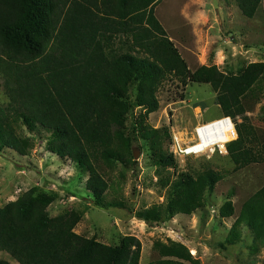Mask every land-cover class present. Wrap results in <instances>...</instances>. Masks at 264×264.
I'll use <instances>...</instances> for the list:
<instances>
[{
	"label": "trees",
	"instance_id": "obj_1",
	"mask_svg": "<svg viewBox=\"0 0 264 264\" xmlns=\"http://www.w3.org/2000/svg\"><path fill=\"white\" fill-rule=\"evenodd\" d=\"M161 1L0 0V80L9 100L0 105V150L27 157L34 142L20 128L43 130L49 134L48 153L88 172L85 186L95 206L116 208L106 202L111 185L101 167L111 171L118 162L135 164L136 137L148 144L155 166L177 168L175 156L164 149L172 141L169 128L149 124L160 108V87L173 78L184 88L193 83L212 87L223 118L235 124L234 129L225 119L228 140L238 136L226 147L235 171L264 164V142L245 106L264 96V63L237 74L217 66L191 71L156 17ZM233 1L244 17L254 19L264 0ZM135 108L142 112L127 133L126 121ZM221 180L211 169L197 177L181 173L169 185L167 203L141 210L136 218L163 224L176 215L191 216L206 206L207 194ZM234 195L221 207V218L235 216ZM55 201V195L32 188L0 208V253L18 264H140L138 238L125 236L111 246L79 235L80 212L51 217L48 208ZM244 230L252 234L256 250L264 246V185L242 205L225 246L241 243ZM154 250L160 259L151 264H200L179 243L156 242Z\"/></svg>",
	"mask_w": 264,
	"mask_h": 264
},
{
	"label": "rangeland",
	"instance_id": "obj_2",
	"mask_svg": "<svg viewBox=\"0 0 264 264\" xmlns=\"http://www.w3.org/2000/svg\"><path fill=\"white\" fill-rule=\"evenodd\" d=\"M155 14L191 71L217 66L226 74H237L250 64L264 63V1L254 19L244 17L233 0H162ZM1 84L0 80V105L6 106L9 100ZM260 85H264V79ZM135 96L136 87H132V101ZM216 96L207 84L193 83L184 88L173 78L163 83L158 93L160 108L149 117V124L154 129L169 128L172 141H167L164 149L175 156L177 168L164 170L155 166L148 144L136 137L132 149L138 150L139 159L135 160L133 155L135 164L118 162L111 171L101 167L111 185L106 202L116 205L109 210L95 206L92 194L86 190L88 172L84 168L46 151L47 132L22 126L21 132L32 138L34 149L27 157L0 150V208L38 188L56 196L48 208L51 217L80 212L82 220L75 229L77 234L111 246L119 245L125 236L138 238L143 248L140 264L160 259L154 250L156 242L182 244L200 264H264V246L258 245L256 250L248 230L243 231L241 243L225 246L242 205L264 185V164L235 171L226 149L229 143L225 149L216 147L214 153L190 156L181 154L178 148V144L182 149L195 145L199 127L223 119ZM245 106L250 123L264 142V96L247 101ZM141 112L135 108L129 115L127 133L132 131ZM242 122L238 119V123ZM203 132L202 145L189 147L188 154L214 143L230 142L225 120L208 125ZM210 169L222 175V180L207 194L206 206L193 215H176L163 224L136 218L141 210L167 203L169 185L179 174L197 177ZM232 192L235 216L223 219L220 209ZM1 260L18 264L7 253H0Z\"/></svg>",
	"mask_w": 264,
	"mask_h": 264
},
{
	"label": "bare ground",
	"instance_id": "obj_3",
	"mask_svg": "<svg viewBox=\"0 0 264 264\" xmlns=\"http://www.w3.org/2000/svg\"><path fill=\"white\" fill-rule=\"evenodd\" d=\"M225 119H227V120H229V121H231V123L233 124V122H232V120L230 119V118H223V119H220V120H217V121H214V122H211V123H208V124H204V125H202L201 127H199L198 129H197V131H196V138H197V140H198V142L195 144V145H192V146H189L190 148H196L198 145H202V139L204 138V129L206 130V127H208V125H213V124H215L216 122H221V121H223V120H225ZM234 126V125H233ZM202 128V129H201ZM234 129H235V127H234ZM230 142H232V141H230ZM230 142H227V143H224V144H221V143H214V144H211V146H208L207 148H202V149H197L196 151H194V152H192V153H194V154H210V153H214V151H215V147H219V148H221V149H225V146L228 144V143H230ZM204 145H206V144H204ZM188 147V148H189ZM187 148V149H188ZM192 153H190V154H192Z\"/></svg>",
	"mask_w": 264,
	"mask_h": 264
},
{
	"label": "built area",
	"instance_id": "obj_4",
	"mask_svg": "<svg viewBox=\"0 0 264 264\" xmlns=\"http://www.w3.org/2000/svg\"><path fill=\"white\" fill-rule=\"evenodd\" d=\"M189 146H187V147H184L183 149H182V147L178 144V148L180 149V153L181 154H183V155H185V156H190V155H199V154H194V153H192V154H188L189 152V150L187 149ZM216 148V147H215Z\"/></svg>",
	"mask_w": 264,
	"mask_h": 264
},
{
	"label": "water",
	"instance_id": "obj_5",
	"mask_svg": "<svg viewBox=\"0 0 264 264\" xmlns=\"http://www.w3.org/2000/svg\"><path fill=\"white\" fill-rule=\"evenodd\" d=\"M214 4H215V6H217V3L216 2ZM133 155H134L135 160H138L139 159V152H138V150L135 149L133 151Z\"/></svg>",
	"mask_w": 264,
	"mask_h": 264
},
{
	"label": "clouds",
	"instance_id": "obj_6",
	"mask_svg": "<svg viewBox=\"0 0 264 264\" xmlns=\"http://www.w3.org/2000/svg\"><path fill=\"white\" fill-rule=\"evenodd\" d=\"M237 139V138H236Z\"/></svg>",
	"mask_w": 264,
	"mask_h": 264
}]
</instances>
